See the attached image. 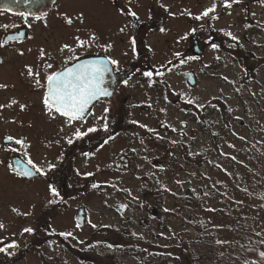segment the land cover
<instances>
[{
  "label": "flooded vegetation",
  "instance_id": "flooded-vegetation-1",
  "mask_svg": "<svg viewBox=\"0 0 264 264\" xmlns=\"http://www.w3.org/2000/svg\"><path fill=\"white\" fill-rule=\"evenodd\" d=\"M93 4V7H82L79 2L69 6V0H54L39 14L0 9V85L6 86L0 87L1 95H39L42 100L45 78L51 71H61L84 60L119 62L118 65L108 64L111 70L104 76L103 86L111 96L93 101L89 106L90 114H86L83 121L69 125L57 117L56 120L63 123L62 129L55 133L53 128L49 129L52 134L46 136V146L61 151L55 168L46 173L45 217L33 219L26 225L34 229L27 237L35 248L56 243L60 251L70 249L77 253L79 235L75 230L89 226L94 236L98 228L90 222L87 206L114 207L124 212L136 204H158L163 192L157 197L152 195V199L137 201L131 191L162 190L166 158L197 159L211 154L214 131L210 122L203 119V113L198 116L195 104L184 109L185 117L178 121V128L174 121L166 119L163 105L146 102L145 90L149 86L160 99L175 93L165 87L166 65L174 70L180 64L205 62L212 71L209 62L264 63V3L261 0H238L231 7H225L224 0H93ZM213 4L214 12L201 16ZM132 12L136 15H131ZM231 13L237 14L234 22L219 23ZM198 16L201 18L196 19ZM69 17L73 21L70 25L66 23ZM161 28L165 31L161 32ZM93 34L96 39L91 41L89 37ZM232 36L237 39L233 40ZM76 37L86 42L84 47L76 43ZM213 43L219 47L213 49ZM64 44L71 47L61 51ZM109 44L111 48L107 47ZM41 50L45 53L43 57ZM49 63L52 69L46 67ZM28 67L39 72L43 86L36 85L28 76ZM145 71H152V77H145ZM188 72L193 74L194 83L198 73L192 67L180 71L191 86ZM124 79L128 80L127 85L122 82ZM40 104L43 106L42 102ZM105 108L109 111L104 112ZM89 127L97 131L80 139L74 137L76 128L86 131ZM0 138L6 144L13 141H8L6 135ZM68 139H73V143L68 144ZM186 139L190 145L181 144L180 141ZM198 140L205 143L200 151L195 148ZM11 159L16 173H33L31 176L20 174V179L35 180L42 176L21 152ZM93 184L98 186L94 188ZM49 185L58 190L59 196H53ZM51 200L56 202L49 203ZM68 205L74 208L70 216H54L57 210H64ZM146 217L139 220L143 228H152V223L158 230L163 227L162 214ZM70 229L73 236L61 235L71 232ZM116 229L114 226L111 231ZM129 252L143 254L146 251L134 248Z\"/></svg>",
  "mask_w": 264,
  "mask_h": 264
},
{
  "label": "rangeland",
  "instance_id": "rangeland-1",
  "mask_svg": "<svg viewBox=\"0 0 264 264\" xmlns=\"http://www.w3.org/2000/svg\"><path fill=\"white\" fill-rule=\"evenodd\" d=\"M79 2L82 7L94 6L93 0H69V6ZM236 17L226 14L219 23L234 22ZM208 64L212 71L205 62L180 64L174 70L166 65L165 87L175 93L160 99L151 86L145 91L146 102L163 105L166 119L176 125L185 117L184 109L195 104L198 116L203 113L214 131L211 154L197 159L166 158L162 190L131 191L137 201L163 192L158 204H136L124 212L87 206L90 222L98 228L94 236L89 226L75 230L77 253L60 251L56 243L35 248L23 232L30 221L45 217L48 174L20 179L11 159L21 152L24 159L49 172L48 165L59 161L61 149L46 146V136L52 134L49 129L54 133L62 129L63 123L48 117L39 95L0 94V135L13 137L8 144L0 138V224L4 225L0 247L16 245L0 252V264H216L225 253L264 264L255 241H264V63ZM189 67L198 73L191 86L180 73ZM17 139L24 144H16ZM180 142L190 145L189 139ZM204 147V141H196L197 151ZM73 211L68 205L54 216H70ZM157 213L162 214L163 227L158 230L152 223V228H143L140 218ZM114 226L117 229L112 232ZM134 248L146 252L130 254ZM225 264L237 263L229 259Z\"/></svg>",
  "mask_w": 264,
  "mask_h": 264
},
{
  "label": "snow or ice",
  "instance_id": "snow-or-ice-1",
  "mask_svg": "<svg viewBox=\"0 0 264 264\" xmlns=\"http://www.w3.org/2000/svg\"><path fill=\"white\" fill-rule=\"evenodd\" d=\"M238 2V0H224V6L225 7H231L232 3ZM261 3H264V0H261ZM215 10V4H213L212 7L205 9L203 13H201V16L207 17L209 13L214 12ZM121 11H124L121 9ZM131 15L135 16L136 13L132 12ZM82 14L80 19H82ZM201 17L198 16L196 19H200ZM215 18V17H213ZM67 24H72L73 21L69 17L66 20ZM121 32L124 31V29H120ZM161 32H164L165 29L161 28ZM195 31V30H193ZM228 35H232L230 32ZM11 39V37H10ZM96 39V36L93 34L89 37V40L94 41ZM183 39V37H182ZM233 40H236V36H232ZM76 43L80 47L85 46V41L81 40L79 37L75 38ZM135 38L132 39V46L133 51H135ZM71 46L69 44H64L61 48V51L64 49H69ZM108 48H111L112 45H107ZM213 49L218 48L219 46L215 43L211 45ZM23 55V53H21ZM45 53L43 50H41V56L43 57ZM177 55H179L177 53ZM72 59H77L76 57H72ZM118 61L115 59H111L108 61V63L105 62V60H84L80 63H77L71 67H65L61 71H51L50 74L46 76V89L43 94L42 98V104L44 106V110L48 117L50 119H56L57 117L63 118L64 122L72 125L73 122L77 121H83L85 119L86 114L89 113V106L92 104L93 101L98 100L100 97H108L111 96L112 93L109 92L104 86V76L105 73L110 71L108 64L111 65H118ZM46 67L48 69H52V64H47ZM27 73L29 77H32L35 80L36 85H41L40 79H39V72H34L31 67L27 68ZM157 75H160L159 72L156 73ZM145 77L151 78L153 75L152 71H145L143 73ZM227 79V77H225ZM125 85L128 84V80L124 79L122 81ZM151 83V80L149 81ZM0 87H6L5 85H0ZM15 103V101H13ZM189 103H192V101H189ZM0 107H3V105H0ZM25 106L21 105V108L23 109ZM199 107H202V105H199ZM109 109L105 108L104 112H108ZM108 125L105 123L104 128L107 129ZM144 127V125H142ZM97 129L95 127H89L86 131H81L79 128H76L74 131V137L76 139H80L84 136H87L89 133L95 132ZM8 141H12L13 137L8 136L6 138ZM109 139H112V137H109ZM108 141L105 140L104 143L106 144ZM15 143L18 145H23L24 141L22 139L15 140ZM68 144L73 143V139L67 140ZM100 147H103V144L100 145ZM234 147V146H233ZM85 155H88V153H85ZM232 159H235V157H232ZM29 164H32L33 168H35L37 173L46 175V172H44L43 169L37 167L31 159L28 161ZM49 169L55 168L54 164L48 165ZM18 175H28L31 176L33 173L31 171H25L24 173H17ZM88 175H91V173H88ZM98 185L93 184V187H97ZM50 191L52 192L53 196H59V192L55 187H52L49 185ZM55 200L49 201V203H55ZM77 227H80L79 224L76 225ZM4 225L0 224V228H3ZM34 231L31 227H26L23 229V232L25 233H32ZM61 235L65 236H71L72 233H61ZM264 243V241H262ZM15 242L8 245L7 247H0V252H7L9 247H15ZM111 247V246H109ZM9 255H12L11 252L8 253ZM260 255L264 257V252H261Z\"/></svg>",
  "mask_w": 264,
  "mask_h": 264
},
{
  "label": "water",
  "instance_id": "water-1",
  "mask_svg": "<svg viewBox=\"0 0 264 264\" xmlns=\"http://www.w3.org/2000/svg\"><path fill=\"white\" fill-rule=\"evenodd\" d=\"M54 0H0V9L15 13L39 14L49 8ZM188 81L194 84L193 74L188 72Z\"/></svg>",
  "mask_w": 264,
  "mask_h": 264
},
{
  "label": "trees",
  "instance_id": "trees-1",
  "mask_svg": "<svg viewBox=\"0 0 264 264\" xmlns=\"http://www.w3.org/2000/svg\"><path fill=\"white\" fill-rule=\"evenodd\" d=\"M199 239H200V237H199ZM255 241H256V245L258 246V248L261 249V252H264V243H262L261 240H257V239ZM259 243H262V245L259 246ZM229 259L231 261H236L237 264H259V262L254 260V259H251V258L246 259V258H244V259L240 260V259H237V256H235V254H228V253L223 254L222 259L219 260L220 262H218L216 264L228 263Z\"/></svg>",
  "mask_w": 264,
  "mask_h": 264
}]
</instances>
